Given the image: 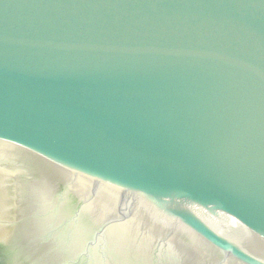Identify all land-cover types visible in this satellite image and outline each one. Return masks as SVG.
I'll use <instances>...</instances> for the list:
<instances>
[{"label": "water", "instance_id": "water-1", "mask_svg": "<svg viewBox=\"0 0 264 264\" xmlns=\"http://www.w3.org/2000/svg\"><path fill=\"white\" fill-rule=\"evenodd\" d=\"M1 264H264V0H0Z\"/></svg>", "mask_w": 264, "mask_h": 264}, {"label": "flooded vegetation", "instance_id": "flooded-vegetation-1", "mask_svg": "<svg viewBox=\"0 0 264 264\" xmlns=\"http://www.w3.org/2000/svg\"><path fill=\"white\" fill-rule=\"evenodd\" d=\"M0 264H1V262H0Z\"/></svg>", "mask_w": 264, "mask_h": 264}]
</instances>
